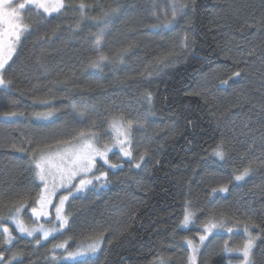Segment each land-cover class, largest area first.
Wrapping results in <instances>:
<instances>
[{"label":"trees","instance_id":"trees-1","mask_svg":"<svg viewBox=\"0 0 264 264\" xmlns=\"http://www.w3.org/2000/svg\"><path fill=\"white\" fill-rule=\"evenodd\" d=\"M158 1L82 0L88 18L81 19V0H66L64 15L28 18L30 29L5 68L12 83L0 88V112L24 113L0 116L5 216L39 184L30 153L13 144L70 136L82 126L81 111L83 126L95 123L103 139L110 114L142 125L133 132V155L144 154L141 167L109 153L122 167L104 165L107 181L94 182L66 205L69 245L88 236L104 241L100 254L90 257L93 264H187L188 232L179 221L189 203L199 220L212 214L244 219L248 212L264 225V0H181L186 15L170 25L153 19L151 3ZM97 38L110 57L126 47L122 62L90 67ZM46 111H53L46 120L33 116ZM221 144L224 160L214 155ZM222 185L227 192H212ZM30 240L19 239L5 255L20 252L23 264H72L52 260L53 241L36 246ZM221 247L213 253L218 263ZM253 260L264 264V236Z\"/></svg>","mask_w":264,"mask_h":264},{"label":"snow or ice","instance_id":"snow-or-ice-1","mask_svg":"<svg viewBox=\"0 0 264 264\" xmlns=\"http://www.w3.org/2000/svg\"><path fill=\"white\" fill-rule=\"evenodd\" d=\"M68 7L66 0H0V88H7L12 83L5 78V68L16 54L21 38L30 29L27 19L33 14L37 18H48L53 14L64 15ZM86 7L82 0L77 6L81 19L88 18ZM186 7L181 0H170V18L167 11L158 14L154 8L155 22L170 25L179 17L186 15L184 11ZM112 11L115 12L116 9ZM107 15L109 14L105 13V16ZM75 27L77 29L80 27V21L76 22ZM184 47L187 45L183 44L182 49ZM127 50L126 47L121 48L110 57L102 51V40L97 38L94 46L95 55L89 57V66L102 69L105 62H122ZM234 75L239 76L240 73L235 72ZM227 83V79L221 81L223 85ZM39 102L48 103L46 99ZM53 111L34 112L33 116L46 120L52 116ZM23 115L22 112L12 110L0 112V116L6 119ZM77 115L80 117L78 123L82 126L70 136L56 139L51 143H34L31 139L25 138L20 145H12L18 151L30 153V167L39 184L36 185L34 195L26 194V198L33 201L30 205L27 204L26 198H21L9 208L6 216L0 214V264H23L22 260H17L22 253L12 252L11 256L5 255L19 239L31 238L30 242L34 241L36 246H40L42 242L49 241L50 237L57 241L52 243V260L63 259L71 261L72 264H93L90 257H94L99 251L101 243L99 237L95 239L91 236L85 237L74 249L70 248L68 239H61L67 235L65 229L69 227L70 217L65 210L66 202L70 198L75 199L76 193L86 191L89 186H95L94 182L107 181V171L100 170L104 165L110 169L122 167L121 164L112 163L110 159L109 153H112L114 148H118L119 156L134 162L136 168L141 167L139 161H143L144 154L139 155L138 161L133 155V127L134 124L139 125V121L125 120L123 114H110L107 118L108 140L105 141L98 135L95 123L83 126L85 118L83 111ZM24 144L32 147L25 148ZM214 155L224 160L225 151L222 144L214 150ZM249 172L250 167L245 168L234 178L236 181L243 180ZM227 191V185L212 188L213 193ZM26 207L30 208L31 213L28 221L22 215ZM243 215L244 219L230 221L224 214H220L219 217L212 214L199 221L190 203L187 204L183 209L179 227L199 229L192 237H183L188 249V264H197L201 248L215 230H223L227 236L223 241L222 251L230 256L232 254L236 256L235 259H229L227 264H254L253 248L256 241L264 236V225L257 224L248 212ZM240 225L243 226L246 238L241 243L230 244L229 240L232 239L234 230ZM254 228L260 229V233L254 235L252 232ZM212 254L210 252L209 257ZM203 264H209L208 259H205Z\"/></svg>","mask_w":264,"mask_h":264},{"label":"rangeland","instance_id":"rangeland-1","mask_svg":"<svg viewBox=\"0 0 264 264\" xmlns=\"http://www.w3.org/2000/svg\"><path fill=\"white\" fill-rule=\"evenodd\" d=\"M151 4H152V10H151V12H152L153 19H155L154 16H153L154 8H155V10L157 11L158 14H163L165 11H167L168 14H169V18H170V14H171V10H170V0H167L166 4L162 0L161 1H158V2H155V3L152 2ZM32 16H34V14ZM102 44H103V40H102ZM76 117H78V116H76ZM78 118H80V117H78ZM141 129H142L141 126H139L137 124H134L133 132L138 133ZM103 140L107 141L108 139H103ZM113 151L118 154V148H114ZM133 154H134V150H133ZM125 160H127V159H125ZM136 160L137 161L139 160L138 157H136ZM139 162H141V161H139ZM100 170H103V167L100 168ZM80 193H82V192L76 193V196H79ZM57 195H59V193ZM71 200H72V198H70L68 202H70ZM68 202H66V205H67ZM66 205H65V209H66ZM22 215L25 217V220L28 221V217H30L31 213H30V211L29 212H26L24 210V212L22 213ZM199 221H203V220H199ZM68 230H69V227L67 229H65V232L67 233L66 236H68ZM183 230H185L186 232H188L186 236L192 237L199 229H198V227H190L189 229H183ZM62 238L63 239H66L65 236H63ZM92 238L95 239V238H97V236H92ZM226 238H227V236L224 234L223 230H215L213 232V234L211 236H209L208 240L205 241L204 246L201 248V255L198 257L197 264H203V261L205 259H208L209 264H227V262H228L229 259H235L236 258L235 254H232L230 256L229 254L224 253L222 251V249H221V251L223 253L224 259H223V261L221 263L220 262L219 263L217 262L218 261V258H216L214 256V254H212L209 257V253L210 252L211 253H214L215 250L217 249V247L219 246V243H221V245L223 246V241ZM245 238L246 237H245V235L243 233V229L242 228H238V229L234 230V233L232 235V239L229 240V243L230 244H238V243H241ZM28 239H31V238H28ZM84 239L85 238H83V239H75V241H74L75 243H73V245H70V248L71 249H74L75 246L77 244L81 243V241H83ZM49 241H53V243L54 242H57V241L53 240L51 237L49 238ZM49 241H44V242H42V244L43 243H46V242H49ZM100 241H101V243H100L99 251L95 254L94 257L98 256L100 254V252H101V249L103 248L104 241H102L101 239H100ZM185 246L187 247L186 244H185ZM254 250H255V247L253 248V252H254ZM63 261H65V260H63ZM65 262H71V261H65ZM187 264H188V262H187Z\"/></svg>","mask_w":264,"mask_h":264}]
</instances>
